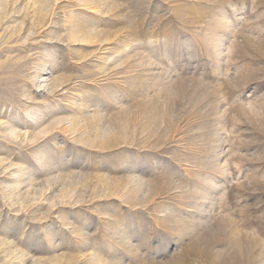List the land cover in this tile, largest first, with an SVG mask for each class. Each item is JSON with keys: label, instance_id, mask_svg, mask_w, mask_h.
I'll return each mask as SVG.
<instances>
[{"label": "rangeland", "instance_id": "374dc122", "mask_svg": "<svg viewBox=\"0 0 264 264\" xmlns=\"http://www.w3.org/2000/svg\"><path fill=\"white\" fill-rule=\"evenodd\" d=\"M0 264H264V0H0Z\"/></svg>", "mask_w": 264, "mask_h": 264}]
</instances>
